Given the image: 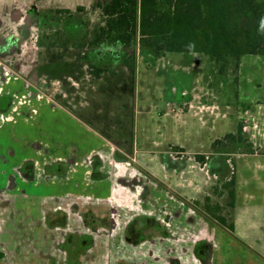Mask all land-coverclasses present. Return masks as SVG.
I'll use <instances>...</instances> for the list:
<instances>
[{"label": "rangeland", "instance_id": "rangeland-1", "mask_svg": "<svg viewBox=\"0 0 264 264\" xmlns=\"http://www.w3.org/2000/svg\"><path fill=\"white\" fill-rule=\"evenodd\" d=\"M15 1L21 4L26 0ZM99 12L89 9H76L72 14L48 12V25L44 32L42 30V38L49 49L37 48L38 56L34 57L37 62L30 63L24 53L8 59L9 65L16 68L37 65L41 78L31 79L34 87L42 88L52 99L46 95L42 99L28 95L22 77H11L4 84L6 93L15 97L16 101L10 98L12 104L20 103L19 97L23 95L25 104L19 105V112L12 113L15 121L0 126V151H6L9 160V164L0 165V169L11 173V165L20 163L23 158L39 157V145L45 147L44 152L49 149L54 155L68 156L75 151L80 163L85 162L88 155L108 151L106 142H111L129 154L131 165L140 172L143 182L150 177L149 172L154 171L157 178L153 181L167 185L177 179L169 170L173 165L167 154L169 144L180 145L187 151L211 152L216 139L235 132L242 123L244 136L254 135L256 145L264 149V56L246 55L238 64L233 61L222 63L200 53L168 52L158 57L136 46L134 64L124 63L120 52L132 48L91 45V28L99 21ZM9 23L4 24L5 29ZM12 30L14 34L19 32L14 27ZM32 31L35 36L36 29ZM53 57L63 61L52 62ZM92 64L106 70L98 76L95 71H90ZM184 89L187 93H183ZM62 100H67L72 109L64 107ZM249 148L246 141L240 144L239 151ZM221 157L213 155L211 167ZM182 160L188 162L186 158ZM29 164L30 161L21 168L23 173L28 172ZM190 165L188 162L185 170L187 179L193 178V173L188 172ZM77 168L75 180L85 192L93 193L95 180L83 175L85 167ZM52 169L57 174L54 179L58 182L57 190L64 191L63 183L71 185L63 179L68 167L55 163ZM43 173L49 176L52 172L44 167ZM43 173H38L35 181L18 182L22 190L17 192L20 200L16 201H25L26 211L21 214L27 217L40 209L36 206L41 198L39 195L49 194L54 189V184ZM229 174L232 175V168ZM107 187L102 183L97 188L101 196L108 193ZM211 192L214 193L212 188ZM221 208L225 213L229 210L225 204ZM51 214L52 211L41 214L48 222L28 224L23 215L18 219L22 222L17 225V232H13L14 243L8 244L10 239L6 236V244L17 252L9 256L11 261L68 264L69 259L74 261L80 257L79 254H67L68 245L72 246L71 251L82 250L78 238L72 245L69 241L63 244L65 232L62 229L57 231L58 237L52 236ZM59 216L62 221L63 216ZM90 223L100 225L96 221ZM19 250L24 253L20 257ZM203 257L207 256L204 254ZM252 257L254 255L249 252L236 251L229 260L228 255H224L222 264H251L249 259ZM262 258L260 264H264V256Z\"/></svg>", "mask_w": 264, "mask_h": 264}, {"label": "crops", "instance_id": "crops-1", "mask_svg": "<svg viewBox=\"0 0 264 264\" xmlns=\"http://www.w3.org/2000/svg\"><path fill=\"white\" fill-rule=\"evenodd\" d=\"M14 1L0 0V126L15 121L12 113L19 112V105L25 104V95L19 97L20 103L12 104L10 98L16 101L15 97L6 93L4 84L11 77H22L31 97L42 99L46 95L52 99L42 88L34 87L31 79L41 78L37 65L16 68L8 62L9 58L21 53L28 55L30 63L37 62L34 59L38 56L37 48L46 47L42 36L48 25V13L44 16L43 10L73 11L78 7L99 10L98 0H26L21 4ZM7 22L10 25L5 29ZM13 27L19 32L14 34ZM58 59L61 58L51 60ZM183 93L187 91L184 89ZM245 138L253 145V152L239 151V144L212 147L211 152L187 151L180 145L169 144L167 154L173 162L169 170L177 179L167 185L153 181L157 178L154 171H150V177L143 182L140 172L132 167L129 154L111 142H106L108 151L95 152L80 163L75 151L68 156L54 155L47 148L44 152L45 147L39 145V157L23 158L20 163L11 165V173L0 169L3 176L0 180V264H20L9 259L17 252L8 245L15 239L13 232H17V225L22 222L18 219L24 216L28 224L48 222L47 217L44 219L41 215L44 211L53 213L49 225L52 236L58 237L57 231L62 229L65 232L62 233L63 244L69 241L72 245L75 238L82 244L80 252L71 251L72 246L68 245V256L80 255L77 260L69 259L68 264H222L224 255H228L229 260L236 251L253 254L249 259L251 264H260L264 256V149L256 145L254 135ZM171 147L176 149L171 150ZM196 155L205 157L197 158ZM213 155L222 157L211 167ZM184 158L191 163L188 172L193 173V178L185 177L188 162H184ZM28 161L30 166L25 174L21 168ZM7 163L6 151H0V165ZM55 163H63L69 170L63 179L71 185L63 183L67 187L64 191L57 190L58 182L54 180L57 174L52 169ZM162 164L165 167L164 161ZM77 166L85 167L83 175L95 180L93 193L85 192L75 180ZM44 167L52 172L51 175L43 173ZM230 168L236 181L234 236L212 217L214 208L227 203L222 180H230ZM41 171L54 184V189L49 194L39 195L41 198L36 204L39 213L27 217L21 214L26 211L25 201H16L17 192L22 190L18 182L35 181ZM102 183L108 185V193L104 196L97 190ZM206 207L212 208V213ZM59 215L63 216L62 221ZM93 221L100 225L91 224ZM6 236L10 239L8 244ZM21 253L24 254L19 250V257Z\"/></svg>", "mask_w": 264, "mask_h": 264}, {"label": "trees", "instance_id": "trees-1", "mask_svg": "<svg viewBox=\"0 0 264 264\" xmlns=\"http://www.w3.org/2000/svg\"><path fill=\"white\" fill-rule=\"evenodd\" d=\"M96 7L99 21L91 28V45L132 48L120 52L124 63L134 64L136 46L158 57L168 52L200 53L222 63L238 64L246 55L264 56V0H98ZM48 12L72 14L69 9H55L43 10V15ZM105 70L95 64L90 67L98 76ZM62 104L72 109L67 100ZM243 129L239 123L235 132L216 139L213 147L246 142ZM249 146L253 152V145ZM222 188L227 192L229 210L225 213L216 207L212 217L234 236L233 175L230 180H222ZM206 209L212 213V208Z\"/></svg>", "mask_w": 264, "mask_h": 264}, {"label": "flooded vegetation", "instance_id": "flooded-vegetation-1", "mask_svg": "<svg viewBox=\"0 0 264 264\" xmlns=\"http://www.w3.org/2000/svg\"><path fill=\"white\" fill-rule=\"evenodd\" d=\"M28 166H30V165H28ZM30 170V169H29Z\"/></svg>", "mask_w": 264, "mask_h": 264}]
</instances>
